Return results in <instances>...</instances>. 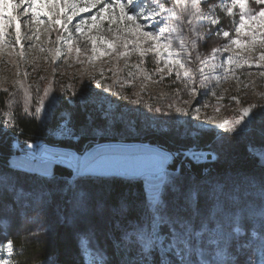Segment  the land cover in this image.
Listing matches in <instances>:
<instances>
[{
    "label": "rangeland",
    "instance_id": "rangeland-1",
    "mask_svg": "<svg viewBox=\"0 0 264 264\" xmlns=\"http://www.w3.org/2000/svg\"><path fill=\"white\" fill-rule=\"evenodd\" d=\"M22 2L30 11H36L30 17L35 21V16H39L36 22L44 24L45 29L40 36L43 43L38 48L34 42L23 39L25 32L21 30L17 40L19 21L11 1L0 0L3 24L0 32V96L6 104L2 110L5 129L14 128L18 116L35 117L41 123L53 116L65 117L60 123L70 126L67 109L77 100L85 103L95 118L89 130L82 132L93 140L81 151L74 147H64L69 149L63 150L65 153L75 151V156L87 153L82 161H86L94 171L77 177L71 169L73 177L63 179L66 184L61 192L62 198L78 179L87 180L101 174L125 176L124 172L136 177L146 171L150 178L141 179L151 208H160L163 216L160 231L167 232L166 240L171 242L173 228L178 233L182 231L178 220L192 221L195 231L205 230L202 246L196 242V250L189 257L193 264L204 260L214 264H234L237 259L258 261L264 255V217L261 216L264 209V192L261 190L264 162L260 160V165L252 171L230 168L224 173H206L202 178L181 174L178 169L170 167L178 155L182 154L181 161L185 158L195 161L189 152H205L196 150V146L184 149L203 129L217 134L218 141L212 150H208L213 161L217 159L224 140L232 136L251 138L257 143L252 151L264 152V60L261 59L264 55V22L246 18L245 26L237 32L239 9H234L235 14L229 17L224 8L230 0H201L200 11L219 19V24L197 21L190 15L194 11L190 5L187 10L177 7V16L170 17L167 22L138 20L143 31L152 30L154 36L157 32L152 25H169L163 37L152 40L145 37L143 31H136L132 21L120 18V9L116 5L125 0ZM4 3L9 7L3 8ZM165 6L172 7L169 2ZM169 15L168 12L162 13V16ZM189 20L192 24L188 23ZM171 27H176L177 31L171 32ZM219 29L228 31L229 37H224ZM168 37H171L170 48L166 46ZM180 39L187 46L184 50L180 49ZM233 40L238 43L233 44ZM192 41H196L194 47ZM225 46L227 52L223 50ZM213 49L220 51L213 52ZM197 56L200 60L206 59L207 63L200 64ZM229 57L231 63L228 62ZM177 60L185 67H180ZM201 68L202 72L199 71ZM188 70L189 75L185 76ZM37 108L41 110L37 112ZM245 108L252 111L236 126V132L228 133L216 127L225 120L239 118ZM18 132L12 136L13 150L4 161V166L16 172L20 171L12 169L11 164L14 150H19V147L30 151L35 143L57 145L54 148L64 144L58 139L56 142L41 138L26 140L21 137L22 131ZM166 133L178 137V152L175 154L171 155L151 143L152 136ZM133 137L138 138L136 143L144 145L95 146L131 142L129 140ZM38 148L45 149L42 145ZM158 167H164V171ZM21 172L36 176V180L43 177L33 169ZM2 177L0 175V181ZM44 177L56 179L53 178L55 174ZM197 186L201 195L193 207H198L199 215L193 218L186 197ZM6 187L12 190L18 213L8 206L0 211V260L16 264L9 233L36 242L49 241L55 231H51L48 221L43 222V216L38 213L42 208L44 216L75 228L71 224L72 212L67 211L66 214L64 210V213L55 214L48 211L46 206L52 199H42L43 194L47 196L45 190L23 194L16 184L8 181ZM210 189H215L218 196L209 195ZM28 199L35 202L36 208ZM40 204L42 208L37 209ZM236 227L240 228L239 235L233 231ZM88 237L80 239L86 261L88 264L93 260L96 264H105L100 242L91 233ZM212 240L219 243H211ZM8 244L12 245L10 252ZM156 254L159 256V251ZM172 259L173 262L179 261L180 256Z\"/></svg>",
    "mask_w": 264,
    "mask_h": 264
},
{
    "label": "trees",
    "instance_id": "trees-1",
    "mask_svg": "<svg viewBox=\"0 0 264 264\" xmlns=\"http://www.w3.org/2000/svg\"><path fill=\"white\" fill-rule=\"evenodd\" d=\"M4 106H6L5 101L0 96V175L3 176L2 181H0V211L8 206L18 213L17 205L11 196L12 190L6 187L8 181L9 184H16L23 194L28 191L33 193L38 189L45 190L47 196L43 194L42 199L44 201L48 198L52 199L46 206L48 211L55 214L64 213V210L66 214L67 211L72 212L73 221L70 223L75 226L73 229L70 224L61 221L60 224L57 220L44 216L43 205L40 204L37 209L42 208V210H39L38 213L43 216L44 223L47 221L50 223L51 231L54 230L55 232L49 241L39 242L20 236L16 237L19 234L12 235L9 233V239L14 244V262L16 264H85L86 259L80 239L94 233L104 251V262L107 264H128L130 249L120 243L122 233L125 228L131 230L132 227L138 224H146L150 220L149 208L151 203L142 179L97 176L87 180H76L80 189L90 195L93 205L92 209L86 213L77 215L73 209V192L69 190V187L64 199L61 196L66 184V180L63 179L72 176L71 170L57 165L55 167V180L45 178L36 180V176L16 172L4 166V161L12 152V136L19 134L18 131H22L21 137L26 140L41 138L47 142H56L53 135L49 134L48 131H53L65 117L53 116L48 121L41 123L35 117L18 116L13 124L14 128L6 130L4 127L5 117L2 114ZM67 110V121L79 133L80 141L77 144L64 143L63 146H71L81 151L88 142L93 140V137L82 134V132H87L95 121L93 112L88 109L85 103H79L78 100ZM150 137L146 139L148 140ZM152 137V144L160 145L174 154L178 152L176 149L177 144H179L178 137L168 133ZM137 139V137H133L129 141H137ZM114 140H118L117 137H114ZM217 141L215 131L203 129L184 146V149L196 146V150L208 151L212 150ZM221 146L222 148L218 150L219 155L213 162L202 163L188 158L181 161L179 159L181 154L175 158L170 168L178 169L181 174L202 178L206 173H224L230 168L235 171H252L260 165V159L252 151L257 143L251 138H244L243 135L232 136L228 140H224ZM22 174H24L23 177ZM15 178H19V180H15ZM122 201L126 202L127 208L124 215H118L114 210L119 207ZM29 202L31 206L36 208L33 200H29ZM30 219L34 218L30 217ZM20 223L23 224V221ZM32 226L34 227L33 223ZM161 234L167 236V232ZM160 257L161 253L159 252V256L155 253L149 256L148 260L150 264H159ZM131 264H143V261L138 254H135V259L131 261Z\"/></svg>",
    "mask_w": 264,
    "mask_h": 264
},
{
    "label": "snow or ice",
    "instance_id": "snow-or-ice-1",
    "mask_svg": "<svg viewBox=\"0 0 264 264\" xmlns=\"http://www.w3.org/2000/svg\"><path fill=\"white\" fill-rule=\"evenodd\" d=\"M166 2L171 3L172 7H166ZM189 5L194 10L190 13V15L195 17L197 21H205L211 25H217L220 23L219 19L211 18L200 11L201 0H125V2H118L116 6L120 9L121 19L132 21L136 25V31H143L140 23H138V20H163L167 22L170 17L177 16L175 11L177 7H182L184 10H187ZM31 6L32 4L30 3L29 7ZM2 7L7 8L9 5L4 3ZM12 7H15V5H12ZM224 8L226 9L229 17L235 14L234 9H239L240 24L239 27L236 28L237 32L245 26L246 18L249 20H259L264 22V0H230V4H224ZM164 12H168L170 15L162 16V13ZM93 19L95 20V17H93ZM188 23L192 24V21L189 20ZM152 28L157 32L155 36L153 35L152 30L143 31V35L152 40H159L165 35L169 25L167 23H165L164 26L154 24L152 25ZM19 31V25L17 24V40L19 39ZM176 31V27H171V32L175 33ZM219 31H222L224 37H229L230 35L228 31H224L223 29H219L218 32ZM0 32H2V30H0ZM179 43L181 50H184L187 47L183 39H180ZM232 43L237 44L238 41L233 40ZM195 44L196 41H192L193 47ZM109 46L111 47V45ZM166 46L169 48L171 47V37L167 38ZM223 50L227 52V46H225ZM218 51H220V49H213V52ZM177 56H179V53H177ZM189 56H191V53H189ZM196 59L199 60L200 64L207 63L206 59L200 60L199 56H197ZM261 59L264 60V55H261ZM176 62L180 64V67H185V65L179 60ZM228 62L231 63V57L228 58ZM189 71L190 70L185 72V76L189 75ZM199 71L202 72L203 69L201 68ZM40 110V108L36 109L37 112ZM157 111H159V109H157ZM177 111L180 110L177 109ZM251 111V108H245L239 118L231 121L225 120L224 122L217 124L216 127L221 128L228 133L236 132V126L240 125L245 117L249 116ZM245 127H247V125H245ZM254 154L259 155L261 162H264V152ZM46 158L50 163L55 162L66 164L68 168L73 170V173L77 177H83L94 171L86 161H82L79 157L71 153H55L47 156ZM193 158L199 159L195 156ZM43 175H49L46 169L43 172ZM69 190L73 192V209L77 215L84 214L88 210L92 209L93 205L90 195L81 190L78 183H76L75 186H70ZM261 190L264 192V183L261 185ZM208 194L214 197L218 196L215 189H210ZM200 195L201 189L197 186L193 188L186 197L189 202V210L191 211L193 218L199 215L198 207H193V205L198 204ZM126 208V202L122 201L119 207L114 211L118 215H124ZM149 212L150 220L147 221L146 224H138L137 226L132 227L131 230L125 228L122 233L120 243L130 249L128 253L130 257L128 264H131V261L135 259V254H138L141 257L143 264H150L148 257L154 255L157 251L161 253L159 264H173L172 258L177 255L180 256V260L176 261L175 264H193L189 257L192 252L196 250V242H200L202 246L205 230L201 228L200 231H195L192 221L178 220L177 223L180 224L182 231L178 233L176 229L173 228L171 230V242L169 243L160 231V224L163 222V216L161 215L160 208L150 207ZM261 216L264 217V209L261 210ZM233 231L239 235L240 228L236 227ZM262 236H264V233H262ZM88 238L89 246H91V236ZM211 243L218 244L219 241L212 240ZM180 245L183 247H180ZM7 247L10 252L12 245L8 244ZM241 250H243L242 246ZM217 255H219V253H217ZM0 264H7V261L0 260ZM85 264H88V262L85 261ZM91 264H96V261L93 260ZM105 264H107V262H105ZM200 264H214V262L204 260L201 261ZM230 264H232V262H230ZM234 264H264V255H262L258 261L247 260L242 262L237 259Z\"/></svg>",
    "mask_w": 264,
    "mask_h": 264
},
{
    "label": "bare ground",
    "instance_id": "bare-ground-1",
    "mask_svg": "<svg viewBox=\"0 0 264 264\" xmlns=\"http://www.w3.org/2000/svg\"><path fill=\"white\" fill-rule=\"evenodd\" d=\"M11 1V7L12 5H15V7H12L14 13L16 14L18 21H19V29L24 33L23 35V39H27L30 40L32 42H34L35 46L38 48V46L40 44L43 43V40L40 38V36L44 33V29H45V25L44 24H40L38 25L36 21H38V19H40L39 16H35L36 20L33 21L31 19V14L32 12H36V11H30L29 8L25 7L24 3L22 2L23 0H10ZM40 12H37L36 14H39ZM2 19L0 18V30H2ZM37 58V57H36ZM71 129H73L71 127ZM58 130V129H57ZM74 130V129H73ZM57 132L55 130H53L52 135L55 138L56 137ZM112 145H117V146H134V145H144L142 143H124V142H115V143H104V144H96L95 146H112ZM58 153H65L61 150H58ZM69 153V152H68ZM14 154L12 156L13 158V162L11 166H13L12 169L14 170H19V171H27L29 172L30 170H34V171H39V174L43 175V172L45 171V169L48 171L49 175H43L47 176V177H53L54 173H53V166H55V162L50 163L49 160H41V159H26L25 158V153L19 152V150H14ZM71 154L76 155L77 152L72 151ZM87 153H78L77 157H79L81 160H83L86 156ZM192 158L198 157L199 159H195V160H202L203 158V154H193L191 152L188 153ZM194 159V158H193ZM66 165V164H64ZM8 166V165H7ZM9 167V166H8ZM158 169H160L161 171H164V167H158ZM126 177H131L127 172H124ZM139 174V173H138ZM140 176H136V177H140V178H150V174L145 172H142L141 174H139ZM154 178V177H153Z\"/></svg>",
    "mask_w": 264,
    "mask_h": 264
},
{
    "label": "built area",
    "instance_id": "built-area-1",
    "mask_svg": "<svg viewBox=\"0 0 264 264\" xmlns=\"http://www.w3.org/2000/svg\"><path fill=\"white\" fill-rule=\"evenodd\" d=\"M58 129V130H57ZM55 131L57 132L55 139L60 140L62 143H78L79 142V135L77 134L75 130L71 129L70 126H66L64 123H60ZM19 143V141H17ZM39 145H42L45 149L38 148ZM20 146V144H19ZM57 146V145H55ZM55 146H52L47 143H35L33 148L29 150H23L19 147V152L25 153L26 159H41V160H48L46 157L58 153V150H67L71 147L69 146H59L57 148H54ZM31 147V146H30ZM69 147V148H64ZM15 163V162H13Z\"/></svg>",
    "mask_w": 264,
    "mask_h": 264
},
{
    "label": "water",
    "instance_id": "water-1",
    "mask_svg": "<svg viewBox=\"0 0 264 264\" xmlns=\"http://www.w3.org/2000/svg\"><path fill=\"white\" fill-rule=\"evenodd\" d=\"M124 143H136V141H131V142H126V141H124ZM89 144H91V143H89ZM159 147L158 148H160V149H162V150H164V151H167V152H169V154H171L172 155V152L170 151V150H168V149H166V148H164V147H162V146H160V145H158ZM203 154V157H201V158H203L201 161L200 160H195L196 162H202V163H206V162H213V155H212V153L210 152V151H205V152H193V154ZM171 159H173V157L171 158ZM102 176H106V177H109V176H117V177H121V178H125V179H131V178H140V177H133V176H131V177H126V176H120V175H118V174H101Z\"/></svg>",
    "mask_w": 264,
    "mask_h": 264
},
{
    "label": "crops",
    "instance_id": "crops-1",
    "mask_svg": "<svg viewBox=\"0 0 264 264\" xmlns=\"http://www.w3.org/2000/svg\"><path fill=\"white\" fill-rule=\"evenodd\" d=\"M86 156H87V154H86Z\"/></svg>",
    "mask_w": 264,
    "mask_h": 264
}]
</instances>
